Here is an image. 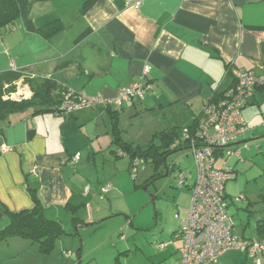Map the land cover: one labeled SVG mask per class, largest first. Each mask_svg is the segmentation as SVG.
Segmentation results:
<instances>
[{"label":"crops","instance_id":"crops-1","mask_svg":"<svg viewBox=\"0 0 264 264\" xmlns=\"http://www.w3.org/2000/svg\"><path fill=\"white\" fill-rule=\"evenodd\" d=\"M30 18V25L19 20L0 30V72L15 63L35 78L89 96L115 98L120 88L142 82L151 88L118 107L98 104L66 116L35 106L0 118V229L11 214L31 210L34 195L45 217L69 222V231L81 221L109 218L99 196L109 183V195L125 193L132 164L124 143L146 146L170 128L182 134L215 95L233 85L232 68L264 74V0H34ZM25 85L26 97L32 96ZM242 113L250 131L240 143L241 156L231 157L261 173V194L244 195L252 207L264 195V86ZM111 166L117 171L112 178ZM255 205L264 219L263 203ZM69 213L73 217L64 219ZM177 228L166 230L171 239L158 245L163 264L180 259L182 245L176 256L168 250L180 240L173 235ZM238 233L259 236L256 228ZM215 264L251 261L230 250Z\"/></svg>","mask_w":264,"mask_h":264},{"label":"rangeland","instance_id":"rangeland-1","mask_svg":"<svg viewBox=\"0 0 264 264\" xmlns=\"http://www.w3.org/2000/svg\"><path fill=\"white\" fill-rule=\"evenodd\" d=\"M21 88L20 98L28 96L24 85ZM232 157L228 159L231 167L237 164V159ZM167 163L174 167L167 176L151 158L139 167V172L131 167L128 179L123 182L124 194L109 195L112 184L105 185L99 197L104 198L103 205L109 211V218L98 224L81 221L80 226L75 224L72 231H69L70 223L61 220L65 233L49 252H43L37 243L29 239L22 240L26 242L0 241V260L10 264H115L119 257L121 264H163V251L158 245L171 239L166 230L177 228L174 215L179 212L184 217L192 197L191 188L179 187L177 177L181 171L185 172L190 185L196 178L194 155L189 149L172 152L167 157ZM237 166L239 176L227 183L226 193L235 200L246 193L251 196L261 194V181H257L261 178L259 169L246 161H239ZM109 169L108 177L112 178L117 172L116 167ZM253 203L252 207L249 206L244 198L229 203V212L238 232L242 233L245 229L250 234L256 228L260 212ZM60 214L64 215V212ZM76 216L80 215L77 213ZM72 217L73 213H69L63 218L68 220ZM175 245L168 248L171 256L177 255L175 249L182 245V241L177 240ZM68 252L73 256L67 258Z\"/></svg>","mask_w":264,"mask_h":264},{"label":"built area","instance_id":"built-area-1","mask_svg":"<svg viewBox=\"0 0 264 264\" xmlns=\"http://www.w3.org/2000/svg\"><path fill=\"white\" fill-rule=\"evenodd\" d=\"M12 67L16 69L17 66L13 63ZM230 71L234 77L233 85L217 99L211 100L197 118L193 131L184 129V140L176 141L171 147L174 150L189 149L194 155L196 169L192 185L188 183L185 172L181 171L177 177L178 186L190 187L192 197L186 215L175 214L179 224L175 238L182 241L181 256L176 264H214L230 250L245 252L253 264H263L264 261V240L243 237L236 231L229 212V203L233 199L226 193L227 183L237 176L228 159L233 155L241 156L240 143L250 131L242 111L256 89L264 86V74L258 75L241 68ZM148 72L147 67L145 75ZM31 77L35 78L36 74L32 73ZM22 81H19L20 87L13 94L15 98H20L19 94H22ZM150 88L151 85L145 82L122 87L115 98L101 94L89 96L67 89L62 92L54 112L68 116L78 109L92 108L98 104L118 107L133 98H144ZM4 150H9V147L4 146ZM79 159L80 154H75L73 161ZM145 163L144 157L137 156L131 166L138 171ZM173 170L174 167L169 173ZM242 198L237 197L236 200Z\"/></svg>","mask_w":264,"mask_h":264},{"label":"trees","instance_id":"trees-1","mask_svg":"<svg viewBox=\"0 0 264 264\" xmlns=\"http://www.w3.org/2000/svg\"><path fill=\"white\" fill-rule=\"evenodd\" d=\"M33 1L34 0H0V30L13 26L19 20H24L27 25H30V13L33 7ZM32 73L33 72L26 67H20L18 69H13L12 67L10 70L0 72V118L14 111L35 106L40 108L45 107L52 111L55 110V106L58 104L62 92L67 89L60 87L50 78L43 80L40 78H32ZM20 80H23L22 85L28 84L29 88L33 91L32 96L21 98L13 97V94L17 92L20 87L18 85ZM221 95L222 93L215 95L212 100L217 99ZM194 127L195 123L187 128L192 132ZM179 140H184L183 135L175 128H170L157 133L151 143L146 146L134 148L132 144L124 143L123 149L130 155L131 164L133 163V159L138 156L144 157L146 162L151 158L157 165H160L166 155L180 150L171 148L172 145ZM233 172L236 173L235 169H233ZM239 197H244V200L246 199L244 195ZM232 199L236 201L234 198ZM34 202L35 205L31 210L11 214L9 224L4 229H0V241L9 240L13 237H23L31 240L33 243H37L43 252H49L55 247L58 239L65 233V229L60 220L48 219L45 217L44 207L37 195H34ZM260 202L264 205V195L260 201L252 203L257 204ZM252 203H250V205H252ZM256 230L259 236L258 238L252 239L264 240V219H258ZM177 232L178 228L173 235L175 236ZM242 236L246 237L244 235ZM127 253L128 252H126V254ZM0 264L10 263L0 260ZM115 264H119L117 259Z\"/></svg>","mask_w":264,"mask_h":264},{"label":"water","instance_id":"water-1","mask_svg":"<svg viewBox=\"0 0 264 264\" xmlns=\"http://www.w3.org/2000/svg\"><path fill=\"white\" fill-rule=\"evenodd\" d=\"M175 152H176V151H175ZM170 154H171V153H170ZM168 155H169V154H168ZM168 155H166V156L164 157V160H163L162 164L159 165V166L161 167L162 171H165V172H166V175H165V176L168 175L169 170L173 167V165H169V164L167 163V157H168Z\"/></svg>","mask_w":264,"mask_h":264},{"label":"clouds","instance_id":"clouds-1","mask_svg":"<svg viewBox=\"0 0 264 264\" xmlns=\"http://www.w3.org/2000/svg\"><path fill=\"white\" fill-rule=\"evenodd\" d=\"M169 174V173H168Z\"/></svg>","mask_w":264,"mask_h":264}]
</instances>
